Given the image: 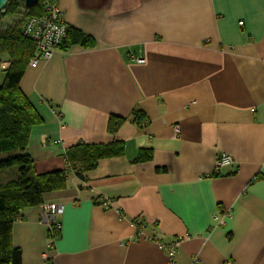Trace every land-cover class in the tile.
<instances>
[{"label": "crops", "instance_id": "obj_1", "mask_svg": "<svg viewBox=\"0 0 264 264\" xmlns=\"http://www.w3.org/2000/svg\"><path fill=\"white\" fill-rule=\"evenodd\" d=\"M57 3L93 45L24 71L20 89L41 118L26 145L32 170H67L65 149L80 143L120 141L123 154L83 179L68 170L65 188L44 194L64 204L51 246L40 205L21 210V264H168L152 237L183 239L177 264H264V0ZM142 150L151 158L136 162ZM220 152L234 163L215 173Z\"/></svg>", "mask_w": 264, "mask_h": 264}, {"label": "trees", "instance_id": "obj_2", "mask_svg": "<svg viewBox=\"0 0 264 264\" xmlns=\"http://www.w3.org/2000/svg\"><path fill=\"white\" fill-rule=\"evenodd\" d=\"M23 1L8 0L2 11L13 15L23 7ZM40 13L39 2L26 9L25 21ZM22 29L11 25L0 27V58L6 57L9 63L0 85V153H8V156L0 158V169L15 167L18 171L15 179L0 184V264H21V251L12 243V224L21 210L42 205L45 193L63 190L68 170L83 179L84 172L93 168L99 159L123 154L120 141L106 145L80 143L65 149L67 170L34 174L33 161L26 151V145L31 128L41 118L20 89L28 61L35 53L32 42L22 35ZM77 43L89 47L93 45V40L77 29L68 28L59 49H67ZM135 114H139V111ZM117 120L113 117L109 119L108 130H114L119 122ZM150 158L151 152L142 150L135 161L145 162ZM58 234H48L49 240L58 237Z\"/></svg>", "mask_w": 264, "mask_h": 264}, {"label": "built area", "instance_id": "obj_3", "mask_svg": "<svg viewBox=\"0 0 264 264\" xmlns=\"http://www.w3.org/2000/svg\"><path fill=\"white\" fill-rule=\"evenodd\" d=\"M40 2L41 13L37 16H31L26 19L22 29V35L29 39L35 49L34 55L29 59L28 66L36 67L41 60H48L53 55L54 51L59 49L63 40L66 38L68 26L64 20L62 11L59 8L57 0H38ZM132 58L142 63L144 58L132 56ZM8 65V61L6 62ZM5 65L4 61L0 58V71L1 66ZM179 133V126H174V136ZM234 163L231 155L220 152L215 158L214 172L218 173L221 169L231 166ZM105 208H109L108 199H97ZM41 207V221L47 229V233L56 235L60 231L61 224L58 221V215L64 211V204L59 203H43ZM232 217L231 209L217 211L213 218L217 224H223L226 219ZM134 226L138 235L142 236V229L145 226L143 221H134ZM56 239V238H53ZM48 246H51V241ZM156 247L166 254L168 264H177L176 254L177 250L182 243L183 239L180 237L173 238L169 241H163L156 237L150 238ZM197 257H194L191 264H197ZM225 264H230L229 262Z\"/></svg>", "mask_w": 264, "mask_h": 264}, {"label": "rangeland", "instance_id": "obj_4", "mask_svg": "<svg viewBox=\"0 0 264 264\" xmlns=\"http://www.w3.org/2000/svg\"><path fill=\"white\" fill-rule=\"evenodd\" d=\"M25 18L26 8L24 7V4L23 7L19 8V10L13 15H8L7 13L0 11V27L3 28L5 26L11 25L23 28ZM1 61H4L5 65L1 66L2 71H0V85L3 82L5 70L8 68V65L6 64L7 58L2 57ZM6 156H8V153H0V158H4ZM17 175L18 171L15 167L0 169V184H4L9 180L15 179Z\"/></svg>", "mask_w": 264, "mask_h": 264}, {"label": "water", "instance_id": "obj_5", "mask_svg": "<svg viewBox=\"0 0 264 264\" xmlns=\"http://www.w3.org/2000/svg\"><path fill=\"white\" fill-rule=\"evenodd\" d=\"M8 2V0H0V11L3 10L5 4ZM38 3V0H24L23 4L26 9L32 8L35 4Z\"/></svg>", "mask_w": 264, "mask_h": 264}]
</instances>
